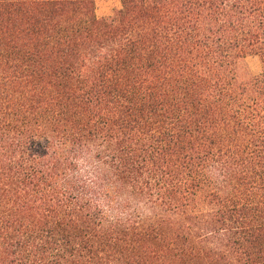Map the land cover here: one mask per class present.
Masks as SVG:
<instances>
[{
    "label": "trees",
    "instance_id": "1",
    "mask_svg": "<svg viewBox=\"0 0 264 264\" xmlns=\"http://www.w3.org/2000/svg\"><path fill=\"white\" fill-rule=\"evenodd\" d=\"M97 1L0 0V264H264V0Z\"/></svg>",
    "mask_w": 264,
    "mask_h": 264
},
{
    "label": "rangeland",
    "instance_id": "2",
    "mask_svg": "<svg viewBox=\"0 0 264 264\" xmlns=\"http://www.w3.org/2000/svg\"><path fill=\"white\" fill-rule=\"evenodd\" d=\"M121 8L122 0H98L96 2V15L99 19L112 18L116 11ZM247 63L253 74L260 73L262 64L258 57L249 58Z\"/></svg>",
    "mask_w": 264,
    "mask_h": 264
}]
</instances>
